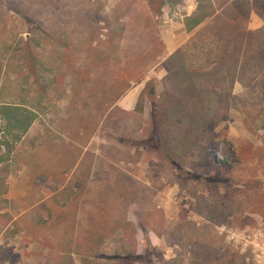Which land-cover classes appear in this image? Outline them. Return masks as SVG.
I'll list each match as a JSON object with an SVG mask.
<instances>
[{
    "label": "rangeland",
    "instance_id": "374dc122",
    "mask_svg": "<svg viewBox=\"0 0 264 264\" xmlns=\"http://www.w3.org/2000/svg\"><path fill=\"white\" fill-rule=\"evenodd\" d=\"M261 23L264 0H0V102L38 113L0 150V264H264Z\"/></svg>",
    "mask_w": 264,
    "mask_h": 264
},
{
    "label": "trees",
    "instance_id": "16d2710c",
    "mask_svg": "<svg viewBox=\"0 0 264 264\" xmlns=\"http://www.w3.org/2000/svg\"><path fill=\"white\" fill-rule=\"evenodd\" d=\"M211 15L195 14L185 21L187 32L191 33L199 26L207 22ZM189 45H185L188 47ZM233 53V52H232ZM38 118L35 104H11L0 102V150H4V155L12 154L19 142L32 128ZM6 158L0 156V163ZM65 217V214L62 216Z\"/></svg>",
    "mask_w": 264,
    "mask_h": 264
},
{
    "label": "crops",
    "instance_id": "0c3cea01",
    "mask_svg": "<svg viewBox=\"0 0 264 264\" xmlns=\"http://www.w3.org/2000/svg\"><path fill=\"white\" fill-rule=\"evenodd\" d=\"M233 1V0H232ZM257 18L259 19V17H256V16H253L252 17V21L254 20V22H257ZM262 24H264V23H261V25H259L260 27L262 26ZM202 25H204V24H202ZM253 27H255V26H252V28ZM256 28V27H255Z\"/></svg>",
    "mask_w": 264,
    "mask_h": 264
},
{
    "label": "water",
    "instance_id": "95a60500",
    "mask_svg": "<svg viewBox=\"0 0 264 264\" xmlns=\"http://www.w3.org/2000/svg\"><path fill=\"white\" fill-rule=\"evenodd\" d=\"M152 93H153V91H152Z\"/></svg>",
    "mask_w": 264,
    "mask_h": 264
}]
</instances>
